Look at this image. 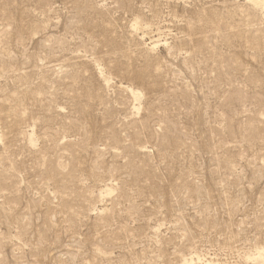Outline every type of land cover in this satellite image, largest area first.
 Listing matches in <instances>:
<instances>
[{
  "label": "rangeland",
  "instance_id": "374dc122",
  "mask_svg": "<svg viewBox=\"0 0 264 264\" xmlns=\"http://www.w3.org/2000/svg\"><path fill=\"white\" fill-rule=\"evenodd\" d=\"M259 249L248 0H0V264H264Z\"/></svg>",
  "mask_w": 264,
  "mask_h": 264
},
{
  "label": "bare ground",
  "instance_id": "6f19581e",
  "mask_svg": "<svg viewBox=\"0 0 264 264\" xmlns=\"http://www.w3.org/2000/svg\"><path fill=\"white\" fill-rule=\"evenodd\" d=\"M248 1L252 4V6H254L259 11L261 18L264 20V0H248ZM133 27L134 28L137 27V22L133 24ZM143 38H144V35L141 36L140 40H143ZM159 43L160 42L158 40H155V41L151 40L148 44L144 43V46H147V48H150L151 50H153L157 47ZM126 89L133 96L134 100L140 99L141 94L137 90L129 86L126 87ZM257 255H258V258L255 260L256 262L264 260V249H259ZM181 264H203V263L200 262V258L196 254H189V257L183 258ZM205 264H215V263H213L212 261H205Z\"/></svg>",
  "mask_w": 264,
  "mask_h": 264
}]
</instances>
